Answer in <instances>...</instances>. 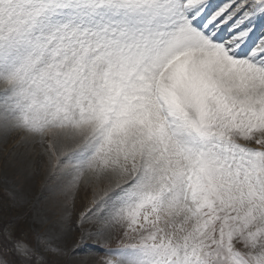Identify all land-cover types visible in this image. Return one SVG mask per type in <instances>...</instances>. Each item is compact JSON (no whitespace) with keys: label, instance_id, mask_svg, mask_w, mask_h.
<instances>
[{"label":"snow or ice","instance_id":"1","mask_svg":"<svg viewBox=\"0 0 264 264\" xmlns=\"http://www.w3.org/2000/svg\"><path fill=\"white\" fill-rule=\"evenodd\" d=\"M0 81V264H264V0H0Z\"/></svg>","mask_w":264,"mask_h":264},{"label":"rangeland","instance_id":"2","mask_svg":"<svg viewBox=\"0 0 264 264\" xmlns=\"http://www.w3.org/2000/svg\"><path fill=\"white\" fill-rule=\"evenodd\" d=\"M6 85L0 81V93H3ZM13 141L9 140V148H11ZM21 154V158L27 160L33 170L19 171L18 166H13L7 172L5 177L4 171V156L0 152V202L5 199V188L13 195L17 196L16 201H11L12 208H19V211H10L7 214L0 213V228L7 227L9 223L17 230H26L31 228L32 217L28 215L29 209L36 205L41 197H48L50 199H62L61 195L57 193L55 197L49 191L50 187L57 184L58 179H54V171L51 170L47 164L48 156L43 152L40 145L35 146L31 152H26L25 148L16 150ZM17 167V168H16ZM90 194L85 197L83 193L76 198V211L83 210L90 201ZM25 201L27 202L25 204ZM102 247H117V242L112 241L109 244H103ZM92 249H87L86 252H91ZM83 255V254H82ZM92 264H102L103 253L94 254L88 257Z\"/></svg>","mask_w":264,"mask_h":264},{"label":"bare ground","instance_id":"3","mask_svg":"<svg viewBox=\"0 0 264 264\" xmlns=\"http://www.w3.org/2000/svg\"><path fill=\"white\" fill-rule=\"evenodd\" d=\"M23 160V165L22 166H18V169L17 170H21V171H25V170H33V167L30 166L29 162H27V160ZM17 168V167H16Z\"/></svg>","mask_w":264,"mask_h":264}]
</instances>
